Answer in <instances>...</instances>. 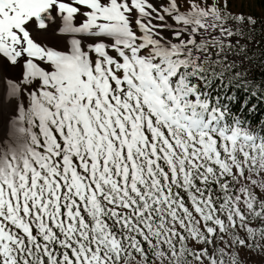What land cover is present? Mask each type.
Segmentation results:
<instances>
[{
    "label": "snow or ice",
    "instance_id": "snow-or-ice-1",
    "mask_svg": "<svg viewBox=\"0 0 264 264\" xmlns=\"http://www.w3.org/2000/svg\"><path fill=\"white\" fill-rule=\"evenodd\" d=\"M252 2L0 0V264H264Z\"/></svg>",
    "mask_w": 264,
    "mask_h": 264
},
{
    "label": "rangeland",
    "instance_id": "rangeland-1",
    "mask_svg": "<svg viewBox=\"0 0 264 264\" xmlns=\"http://www.w3.org/2000/svg\"><path fill=\"white\" fill-rule=\"evenodd\" d=\"M229 7L233 12H243L245 14L252 15L258 22H264V0H254L252 3L234 4L230 3ZM254 40L258 41L255 48L249 45L250 52H258L264 48V23H258L256 32L254 34ZM239 51V49H237ZM231 56L232 53H229ZM255 59V58H254Z\"/></svg>",
    "mask_w": 264,
    "mask_h": 264
},
{
    "label": "trees",
    "instance_id": "trees-1",
    "mask_svg": "<svg viewBox=\"0 0 264 264\" xmlns=\"http://www.w3.org/2000/svg\"><path fill=\"white\" fill-rule=\"evenodd\" d=\"M264 50V48L262 49ZM239 97H240V101L242 102L244 97H245V93L243 91L239 92L238 93ZM253 103H257L256 100L253 98L250 103H249V107L251 106V104ZM237 107H239V104L237 105ZM246 111V110H245ZM246 114H247V111H246ZM261 117H264V103H261L258 105V108H257V112L255 113L254 117H253V120L254 121H257L259 120Z\"/></svg>",
    "mask_w": 264,
    "mask_h": 264
}]
</instances>
